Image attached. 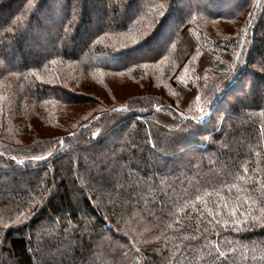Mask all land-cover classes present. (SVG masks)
Listing matches in <instances>:
<instances>
[{
	"label": "trees",
	"instance_id": "trees-1",
	"mask_svg": "<svg viewBox=\"0 0 264 264\" xmlns=\"http://www.w3.org/2000/svg\"><path fill=\"white\" fill-rule=\"evenodd\" d=\"M0 264H264V0H0Z\"/></svg>",
	"mask_w": 264,
	"mask_h": 264
}]
</instances>
